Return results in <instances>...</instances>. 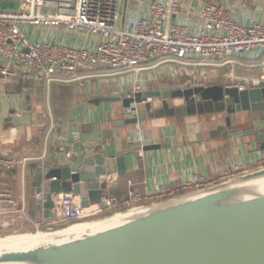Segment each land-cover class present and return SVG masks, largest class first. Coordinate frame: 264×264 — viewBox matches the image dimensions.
<instances>
[{
  "label": "crops",
  "instance_id": "0c3cea01",
  "mask_svg": "<svg viewBox=\"0 0 264 264\" xmlns=\"http://www.w3.org/2000/svg\"><path fill=\"white\" fill-rule=\"evenodd\" d=\"M136 1L128 0V4L136 8ZM149 1L143 0V4ZM176 1L180 10L172 20L188 21L193 29L201 24L200 10L205 3L223 4L242 23L264 22V0ZM20 6L21 0H0V10L17 11ZM37 10L48 9L37 2ZM122 17L127 21L132 14L127 9ZM18 26L30 41L64 42L88 49L97 41L95 35L69 30L63 24ZM226 61L206 66L205 87L239 81H243L239 87H249L262 80L264 64L259 65L261 59L254 53L232 55ZM178 69V65L169 62L121 73L83 69L72 81L49 84L0 75V155L40 158L28 161L23 168L0 167V188L10 189L18 205L26 208L18 229L36 227L44 220L41 212L30 206L34 174L31 166L42 165L56 156L68 131L66 124L79 127L81 132H99L102 142L98 151L104 155L125 154L126 176L103 191L120 199H126L129 192L146 197L155 196L158 189L179 192L186 181L196 180L203 186L213 184L235 164L247 165L250 170L264 166V150L254 137L264 130L262 112H236L227 124L220 106L198 98L193 102L198 105L196 112H190L182 98H147L139 104L137 113L123 108L119 101L94 102L125 90H153L164 82L191 85L189 71L183 72L181 68L177 72ZM84 105L88 108L69 122L70 112ZM137 114L141 118L137 123H122ZM27 115L26 121L20 120ZM62 195L56 198L55 206Z\"/></svg>",
  "mask_w": 264,
  "mask_h": 264
},
{
  "label": "water",
  "instance_id": "95a60500",
  "mask_svg": "<svg viewBox=\"0 0 264 264\" xmlns=\"http://www.w3.org/2000/svg\"><path fill=\"white\" fill-rule=\"evenodd\" d=\"M242 83L205 87L164 82L153 90H125L94 102L119 101L123 108L137 113L139 104L147 98H182L187 102L188 110L196 112L198 105L193 102L198 98L220 106L227 124H230V115L239 111H259L264 116V80L256 86L239 87ZM84 108L88 105L72 110L69 122ZM28 118L27 115L20 120ZM139 120L137 114L122 123L135 124ZM66 126L68 131L56 156L42 165L31 166L34 174L30 206L33 211H40L42 218L52 215L58 195L71 193L79 199L80 207H88L99 203L107 188L102 176H126L125 154L104 155L98 151L102 142L99 132H81L77 126ZM254 137L264 150V130ZM182 201H189L187 208L155 219V222L162 219L158 221L161 230L142 233L136 222L131 221L94 237L71 235L62 243L49 245V250L53 251L65 248V255L50 251L6 257L3 252L0 253V264H264V166L144 208ZM115 214L122 213L111 216ZM151 219L154 218L148 217L146 224ZM161 239L164 244L159 245L163 248L156 249ZM88 241L103 243L106 248H114L116 253L94 257V253L85 256L81 251L73 252V247ZM139 241L148 242L149 247L117 253L123 250L122 247Z\"/></svg>",
  "mask_w": 264,
  "mask_h": 264
},
{
  "label": "built area",
  "instance_id": "2783aa9c",
  "mask_svg": "<svg viewBox=\"0 0 264 264\" xmlns=\"http://www.w3.org/2000/svg\"><path fill=\"white\" fill-rule=\"evenodd\" d=\"M37 2L48 10H37ZM127 9L132 18L124 21L122 13ZM179 10L176 0H151L147 4L137 0L136 8H132L128 0H21L17 11L0 10V75L49 84L72 81L83 69L121 73L169 62L179 66L177 72L181 68L183 72L189 71L192 86H206V66L227 62L232 55L254 53L261 59L259 65L264 64V22L242 23L223 4L205 3L200 10L201 24L193 29L188 21L172 20ZM19 23L63 24L69 30L93 34L97 41L90 49L64 42L30 41L20 30ZM260 78L264 80V73ZM36 159L40 158L0 155V167L23 168L28 161ZM248 171H251L249 166L235 164L223 172L220 180ZM118 178L115 174L101 177L107 188ZM201 187L203 184L199 181H186L182 190ZM156 193L153 197L173 192L158 189ZM141 197L129 192L126 199H120L102 192L99 203L80 207L76 196L65 193L59 197L52 215L43 218L48 222L41 219L37 226L79 221L102 211L112 212ZM25 216L26 208L18 205L14 193L0 188V230H17L19 220Z\"/></svg>",
  "mask_w": 264,
  "mask_h": 264
},
{
  "label": "bare ground",
  "instance_id": "6f19581e",
  "mask_svg": "<svg viewBox=\"0 0 264 264\" xmlns=\"http://www.w3.org/2000/svg\"><path fill=\"white\" fill-rule=\"evenodd\" d=\"M189 201L182 202H172L165 205L152 206L148 208H137L133 207L129 209L127 212L122 214H115L107 219L90 222V223H78L72 224L67 228H64L55 233H43V232H34V233H19L17 235H9L5 236V238H0V253L5 252L6 257L13 256H30L34 254H41L50 252L53 250H49V245L53 243H62L67 238L69 239L71 235H86L88 237L100 235L109 229H113L115 227H119L128 222H136L137 229L142 231V233H146L148 231H156L157 228L161 230V227L158 226V221L162 220L164 214L173 213L176 210H180L182 208H187V203ZM148 217L154 218L151 219L149 223ZM160 220L155 222L156 218H161ZM142 222V223H141ZM147 240V239H146ZM159 243L164 244V239L158 241V246L156 249L163 248ZM149 247L148 242H136L133 244H129L122 247V251L117 252H125L127 250H140L147 249ZM75 251H81L82 255H88L90 253H94V257L97 255L104 254H113L116 253L114 248H106L103 243L99 244L97 241L92 242H82L78 246L73 247ZM57 254H67V250L65 248H61L60 250L53 251Z\"/></svg>",
  "mask_w": 264,
  "mask_h": 264
},
{
  "label": "rangeland",
  "instance_id": "374dc122",
  "mask_svg": "<svg viewBox=\"0 0 264 264\" xmlns=\"http://www.w3.org/2000/svg\"><path fill=\"white\" fill-rule=\"evenodd\" d=\"M191 191V189H188V190H182V191H179V192H173V193H170V194H163L161 196H158V197H153V198H144L143 196L136 202H132L130 203L129 205L127 206H123L121 209L117 210V212H111L109 213L108 212H105V211H102L101 213H97V214H94V215H91L90 217L86 218V219H83V220H79V221H71L69 223H67V225H70V224H75V223H83V222H91V221H97V220H101V219H105V218H108L110 217L111 215H113L114 213H124L126 211H128L129 209L133 208V207H145V206H148L150 204H155V203H158V202H162L164 200H168V199H171L173 197H176L178 195H182V194H185L187 192ZM65 224L64 222H56V223H49V224H45L44 226H41V225H38L36 227H32V228H26V229H17V230H9L7 232H3L0 230V238H5V236H9V235H17L19 233H34L36 231L38 232H43V233H49V232H53V231H56V230H60L62 229L63 227L67 226V225H63Z\"/></svg>",
  "mask_w": 264,
  "mask_h": 264
}]
</instances>
